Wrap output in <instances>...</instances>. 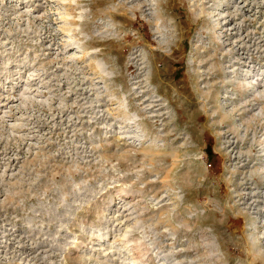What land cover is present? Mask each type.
I'll return each mask as SVG.
<instances>
[{"label":"clouds","instance_id":"clouds-1","mask_svg":"<svg viewBox=\"0 0 264 264\" xmlns=\"http://www.w3.org/2000/svg\"><path fill=\"white\" fill-rule=\"evenodd\" d=\"M0 214V264H264V0H0Z\"/></svg>","mask_w":264,"mask_h":264},{"label":"rangeland","instance_id":"rangeland-1","mask_svg":"<svg viewBox=\"0 0 264 264\" xmlns=\"http://www.w3.org/2000/svg\"><path fill=\"white\" fill-rule=\"evenodd\" d=\"M42 43H44V42H42ZM53 54H54L53 51L49 49L48 50V57L51 58L53 56ZM182 65H183V60L178 58V63L176 65V67H174L172 70L173 74L176 76L177 79L183 78L184 73H183ZM21 151L23 152L25 150L22 149ZM203 151L206 154V160L208 162L219 159L218 151L216 150V142L211 136L208 137L207 143L204 146ZM205 166H207V165H205ZM221 166L222 167L224 166L222 162H221ZM0 223H3L2 214H0Z\"/></svg>","mask_w":264,"mask_h":264}]
</instances>
